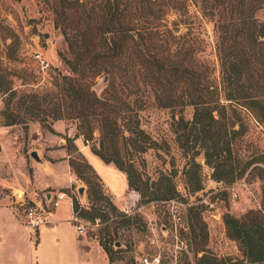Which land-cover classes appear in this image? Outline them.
<instances>
[{"label":"trees","instance_id":"obj_1","mask_svg":"<svg viewBox=\"0 0 264 264\" xmlns=\"http://www.w3.org/2000/svg\"><path fill=\"white\" fill-rule=\"evenodd\" d=\"M47 1L54 25L66 42L68 54L62 59L71 73L60 77L55 94H19L8 88L5 126L26 127L28 121H37L50 129L49 119L76 120L77 136L91 142L101 160L123 171L128 189L137 191L143 202L170 200L177 195L172 176L143 177L132 159L134 153L156 145L140 126L138 113L152 97L158 105L178 111L171 126L188 159L185 175L190 176L192 169L197 175L200 164L195 158L202 152L213 179L235 177L232 142L240 130L227 120L238 116L234 105L245 108L264 125V18L257 15L261 11L264 16V0ZM171 14L175 15L172 19ZM203 19L213 26L217 76L198 57ZM98 77H106L100 91L95 88ZM185 106L193 107L190 119L182 113ZM66 149H75L71 138L66 139ZM68 162L77 179L86 184L85 199L90 203L85 207L72 197L73 212L90 221L97 217L110 220L95 238L113 264L114 255L122 251L119 229H131L138 215L117 209L83 155L69 156ZM258 170L261 209L241 217L228 212L223 216L227 236L238 243L247 264H264V169ZM200 188L197 182L194 190ZM189 229L205 244L207 227L198 211ZM116 242L120 245L114 248ZM211 261L219 259L206 252L197 258V264Z\"/></svg>","mask_w":264,"mask_h":264},{"label":"rangeland","instance_id":"obj_2","mask_svg":"<svg viewBox=\"0 0 264 264\" xmlns=\"http://www.w3.org/2000/svg\"><path fill=\"white\" fill-rule=\"evenodd\" d=\"M257 15L264 18L261 11ZM174 17L171 14L170 18ZM203 25L198 57L214 68V75L217 76L219 62L214 48L212 22L203 19ZM37 52L48 62L47 68H41L34 57ZM67 54L66 42L60 29L54 25V13L47 0H0V182L9 181L23 186L36 199L46 193L55 196L60 192L66 193L65 198L48 214L49 224H57L55 227L58 230L53 229L42 236L41 245H37V232L28 234L20 223L21 217L15 216V221L9 209L4 207L10 206L21 213L22 207L17 201L25 202V207L32 202L28 201L24 191L11 194L0 186V234L3 236L0 239V263L106 264V255L96 243H87L90 246L85 256L87 262L74 254L76 244L86 242L83 234H79L71 222V198L75 197L85 207H89L90 203L85 197H79L76 188L68 189L74 176L67 160L62 158L64 148L68 159L69 156L77 158L80 154L85 157L118 204V210L124 213L122 207L128 200L131 202L129 215H138V221L131 229H119L122 251L114 255L113 264H145L144 257L151 259L154 256L160 258L159 264H197V258L204 252L219 259L211 261V264H247L242 260L238 243L227 236L223 216L228 212L241 217L249 210L261 209L262 180L258 168L264 169V125L245 108L235 104L237 118L227 119L234 123V129L240 130L234 134L232 142L235 177L226 176L224 181L213 179L212 168L204 162L202 152L195 158L200 164L197 175H193L192 169L190 176H187L184 171L189 167L188 159L179 148L171 126L173 114L177 116L178 111L162 107L149 97L138 111L139 121L156 145L143 153H134L132 159L143 177L156 179L162 173L171 175L177 195L170 200L143 202L137 191H127L125 173L115 164L101 160L92 151L91 142L77 136L76 120L49 119L53 124L50 129L37 121H28L26 127L22 124L4 125L7 89L11 87L19 94L21 91L55 94L60 77L71 73L62 59ZM96 81L95 88L100 91L105 84L103 78L98 77ZM16 99L13 98V105ZM182 113L190 119L193 107L185 106ZM229 113L232 112L229 110ZM53 129L58 136L52 134L55 133ZM67 138H71L75 146L70 152L66 149ZM35 145L40 146V149L36 148L39 152L43 148V156L50 151L49 157L53 160L45 157L46 166L38 164L30 156L31 148ZM125 151L130 157L131 150ZM87 176H91L89 172ZM197 182L201 188L194 190ZM80 183L86 190V184ZM131 194L136 195L132 198ZM189 207L193 210H189ZM197 211L207 227L205 244L201 243L200 237H194L189 229V223ZM80 219L84 235L91 239H96L95 235H100L101 229L110 223V220L103 221L99 217L95 221ZM68 223L73 225V229ZM110 230L113 231L114 227ZM30 235L35 240H30ZM114 248L117 246L114 245ZM199 249L204 251L197 252Z\"/></svg>","mask_w":264,"mask_h":264},{"label":"built area","instance_id":"obj_3","mask_svg":"<svg viewBox=\"0 0 264 264\" xmlns=\"http://www.w3.org/2000/svg\"><path fill=\"white\" fill-rule=\"evenodd\" d=\"M34 57L36 60L40 63L41 68H47L49 66L48 62L42 58V56L37 52L34 54ZM66 196L65 192H60L55 195H51L47 199L46 194L42 196V198H37L35 201H32V204L25 207V203L22 202L19 204L20 207H22V212H17V209H12L10 206L4 205V207H7L9 210H11L16 217H21L20 223L24 227V229L31 234V232H37V228L43 224H46L49 222L48 220V214L50 212V209L58 204L60 200H62ZM130 207L123 208V212L125 214H128ZM72 221L75 222L76 228L79 232L83 231V225L80 224L81 219L78 215L74 214L72 216ZM30 240H35V238L30 235ZM143 262L145 264H159L160 258L158 256H154L151 259L144 257Z\"/></svg>","mask_w":264,"mask_h":264},{"label":"crops","instance_id":"obj_4","mask_svg":"<svg viewBox=\"0 0 264 264\" xmlns=\"http://www.w3.org/2000/svg\"><path fill=\"white\" fill-rule=\"evenodd\" d=\"M51 127L53 128V124L51 125ZM54 130V129H53ZM55 131V130H54ZM50 132V131H49ZM50 133H52V132H50ZM52 134H56V131H55V133H52ZM56 136H58V134H56ZM56 136H54V137H56ZM80 137V136H79ZM58 142V141H57ZM60 144H62V142H60ZM85 148H86V146H84ZM36 148H38V149H40V146H37V145H35V147L34 148H31V149H33V151H36L39 155H40V159L42 160L41 162H38V161H36L38 164L40 163V165H42V166H46L47 165V163H46V161H45V157H48V158H50V159H52L51 157H49V153H50V151H46L47 153H46V156H43V148L41 147V149H42V151H38ZM63 148V147H62ZM30 150V149H29ZM49 150H51V149H49ZM63 150H64V156L62 157L63 159H65V160H67V162H68V158H67V152H65V149L63 148ZM32 152V151H31ZM30 152V153H31ZM26 153H27V151H26ZM61 157H59V159H60ZM53 160V159H52ZM68 167H69V170H70V172L73 174V176H74V181H73V183L71 184V186L68 188V189H72L73 187L74 188H76V189H78L80 186H83V185H80L81 183V181L79 180V179H77V177H76V175H75V173L73 172V170L71 169V167H70V165H69V162H68ZM126 176V175H125ZM126 184H127V179H126ZM103 185H104V183H103ZM0 186L1 187H3V188H5V189H7V190H9L10 191V193L11 194H15V193H17V192H21V191H24L25 193H26V196H27V199H28V201H30V202H32V201H35L36 200V197H34V198H32L28 193H27V191L25 190L26 188L25 187H21L20 185H18V184H13V183H11V182H9V181H1L0 182ZM104 187H105V185H104ZM105 190H106V188H105ZM129 189H128V185H127V191H128ZM106 192H107V190H106ZM84 193H85V190H84ZM107 194H109L108 192H107ZM52 195V194H51ZM136 194H131V197L133 198L134 196H135ZM109 196H110V198H111V200H112V202L116 205V206H118V204L115 202V200H114V198L112 197V195H110L109 194ZM85 196H83V198H84ZM65 198V197H64ZM63 198V199H64ZM82 198V199H83ZM5 201H7V200H5ZM17 203H19V204H21L22 202H20V201H17ZM25 203V202H24ZM131 204V202H128V200H126V202L123 204V207H122V209L123 208H125V207H130L129 205ZM71 208H72V216L74 215V212H73V207H72V199H71ZM9 211V213H10V215H11V217L15 220V221H17V219H16V217H15V215H14V213L11 211V210H8ZM54 221V220H53ZM71 222H72V224H74L75 226V230L79 233V234H83V236L85 237V242H86V244H83V243H81V244H76V247H75V249H74V254L76 255V254H78L80 257H83V261H86L87 262V260H86V254L87 253H89V250H90V246H88L87 245V243H91V244H94V243H96V244H98L99 245V243H98V241L96 240V239H91V238H87L85 235H84V230L82 231V232H79L78 230H77V228H76V223L75 222H73L72 221V219H71ZM52 224H56V223H52ZM71 227H72V229H73V225L71 224V223H68ZM43 225H45V224H43ZM57 225V224H56ZM55 225V226H56ZM42 226V225H41ZM39 226L38 228H37V240H36V243H37V245H41V242H42V236H44V235H48L50 232H51V230H58V227H55V226H53V225H50L49 224V222L48 223H46V225L45 226ZM23 227V226H22ZM41 227V228H40ZM24 228V227H23ZM25 230V229H24ZM26 231V230H25ZM27 232V231H26ZM72 232H73V230H72ZM28 233V232H27ZM29 234V233H28ZM0 239H3V236H2V234H0ZM100 246V245H99ZM100 248L102 249V247L100 246ZM103 250V249H102ZM104 252V251H103ZM104 254L106 255V253L104 252ZM105 263L106 264H109V260H108V258H107V255L105 256ZM1 264V263H0ZM29 264H40V263H37V262H33V261H30L29 262Z\"/></svg>","mask_w":264,"mask_h":264},{"label":"water","instance_id":"obj_5","mask_svg":"<svg viewBox=\"0 0 264 264\" xmlns=\"http://www.w3.org/2000/svg\"><path fill=\"white\" fill-rule=\"evenodd\" d=\"M106 81V77H103V82L105 83ZM30 156L35 160V161H38V162H41L42 160L38 157V154L36 151H32L30 153ZM77 192H78V195L80 198H83V195H84V187L83 186H80L78 189H77ZM50 197V194L46 193V198L48 199ZM120 243L119 242H116L115 243V246H119Z\"/></svg>","mask_w":264,"mask_h":264}]
</instances>
